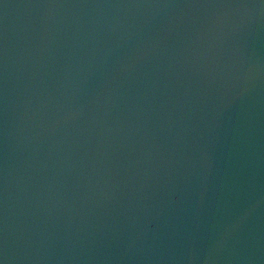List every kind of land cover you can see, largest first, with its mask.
<instances>
[{
    "label": "water",
    "instance_id": "1",
    "mask_svg": "<svg viewBox=\"0 0 264 264\" xmlns=\"http://www.w3.org/2000/svg\"><path fill=\"white\" fill-rule=\"evenodd\" d=\"M3 264H264V0H0Z\"/></svg>",
    "mask_w": 264,
    "mask_h": 264
},
{
    "label": "snow or ice",
    "instance_id": "2",
    "mask_svg": "<svg viewBox=\"0 0 264 264\" xmlns=\"http://www.w3.org/2000/svg\"><path fill=\"white\" fill-rule=\"evenodd\" d=\"M0 264H3V261L2 260H0Z\"/></svg>",
    "mask_w": 264,
    "mask_h": 264
}]
</instances>
